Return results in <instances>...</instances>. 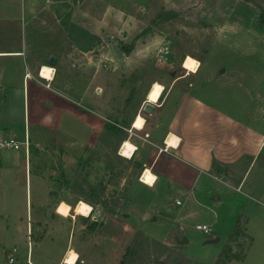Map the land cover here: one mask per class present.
Instances as JSON below:
<instances>
[{
    "label": "rangeland",
    "instance_id": "obj_1",
    "mask_svg": "<svg viewBox=\"0 0 264 264\" xmlns=\"http://www.w3.org/2000/svg\"><path fill=\"white\" fill-rule=\"evenodd\" d=\"M62 23L94 38L89 53L70 45ZM21 43L37 56L42 49L54 52L58 61L44 66L53 70L52 84L72 99L85 94L84 107H78L91 129L72 123L80 135L72 139L40 126L11 127L18 142L29 129L26 145L18 150L26 149L29 158L27 209L35 210V198L45 190L33 176L48 185L51 203L26 238L23 231L10 238L14 222H25L23 169L14 188L6 195L0 190V264L11 253L24 264L27 241L31 263L43 262L35 240L46 232L41 248L46 246L52 260L72 238L85 264H220L218 256L236 221L245 231L230 252L246 256L233 264H264V212L250 200L258 197L201 176L192 198L178 197L175 207L159 197L150 199L140 186L143 174L131 158L119 154L124 141H138L128 126L137 115L149 116L142 107L151 87L163 85L164 93L177 77L181 88L201 78L202 99L212 105L252 107L264 118V79L258 87L251 78L253 69L264 71V0H0V50ZM161 48L167 50L164 59L158 56ZM238 71L248 75L245 91L238 89ZM4 80L14 83L7 74ZM11 98L9 93L6 106L21 112L20 100ZM263 157L264 149L257 165ZM255 173L256 167L248 182ZM80 201L91 208L87 217L75 214ZM53 211L66 218L57 223L50 217ZM202 225L209 234L195 229ZM163 240L166 245L156 243Z\"/></svg>",
    "mask_w": 264,
    "mask_h": 264
},
{
    "label": "crops",
    "instance_id": "obj_2",
    "mask_svg": "<svg viewBox=\"0 0 264 264\" xmlns=\"http://www.w3.org/2000/svg\"><path fill=\"white\" fill-rule=\"evenodd\" d=\"M27 48L26 44L21 43L20 47L0 50V59H8L0 64V98L2 99H0V136L12 138L20 146H24L28 141L29 129L27 133L23 131L22 142H18L13 136L11 129L13 125H22L23 128L25 125L40 126L49 131L64 133L72 139L80 137L78 131H74L72 123L89 132L91 128L85 126L79 108L84 105L85 94L83 93L79 99H72L65 95L66 93L55 89L52 76L49 82L40 78L38 71L45 65L49 66L46 64L47 58L54 57L55 63L58 58L50 49H42L44 53L37 56L33 50ZM5 74L12 76L14 83L5 84ZM247 76L242 71H238V77L242 78L237 85L238 89L245 91ZM251 78L260 87L264 79V71L253 69ZM180 80L182 78L177 77L170 86L166 87L164 93L161 85L163 90L158 98V104L153 105L151 115L142 118L141 129L132 128L133 122L128 126L129 134L138 138V141L128 143L135 149L130 158L141 174L148 171L154 179L151 186L142 183L140 185L135 181L131 184L138 183L145 188L150 199L159 197L160 200L168 201L170 205L178 207L180 204L177 198L180 196L192 198L194 193L192 189L198 186L200 177L204 176L221 183L235 193L246 188L247 193L253 194L258 199H252L249 195L244 196L251 197L250 200L264 212V161L257 165V160L264 149V118L259 119L260 115L253 112L252 107L245 108L234 106L232 103H223L219 108L206 102L202 99L204 83L199 77H195L193 82L184 88L180 87L178 82ZM46 83L48 88L44 86ZM9 93L12 94L11 99L20 100L21 112H11L6 106ZM94 118L93 124L95 125L97 121V126L100 127L101 124ZM171 138L174 139L175 144L169 146L167 140ZM19 147L17 150L0 151V190L4 195L8 189L16 186V175L21 168L23 169L25 222L22 224L21 219L14 222L11 229L13 235L10 234V238L19 235L22 231L26 238L31 225L42 220L40 215L42 209L51 203L48 185L33 176L41 183L39 186L43 185L45 190L41 196L35 198V210L27 209V188L29 190L31 186L29 158L26 149L22 154L18 153ZM163 149L166 151H162ZM255 167L256 173L248 182ZM55 213L51 212L50 217H53L57 223L66 218ZM145 216L148 217L147 215L143 217ZM2 229L5 233L8 232L7 225ZM47 237L46 232L35 246L42 247ZM164 242L165 240L156 243L166 245ZM71 244L72 238L70 244L66 241L65 248L59 251L58 257L53 260L46 253V246L40 247L39 255L45 256L42 257L43 262L34 261L35 264H65L69 251L76 254L77 259L74 264H85V256L78 253ZM235 262L237 261H229L226 264Z\"/></svg>",
    "mask_w": 264,
    "mask_h": 264
},
{
    "label": "trees",
    "instance_id": "obj_3",
    "mask_svg": "<svg viewBox=\"0 0 264 264\" xmlns=\"http://www.w3.org/2000/svg\"><path fill=\"white\" fill-rule=\"evenodd\" d=\"M64 25L67 26L66 30H67V39L68 42L70 43V45H73L76 49L80 50L81 52L85 53L90 51L92 45H91V40H93L94 38H92L91 35H89L86 31H84L83 29L76 27L75 25L72 24H64L62 23V26ZM129 52V49H126L125 51H123V53L127 54ZM177 76H174V78H176ZM173 78V79H174ZM67 94V92H66ZM76 99L79 98V96L75 97ZM150 180V182H149ZM153 177L150 175V173L148 171H144L143 175L141 176L140 182H142L143 184L145 182H149L150 186L153 182ZM91 200H94L97 198V194L95 193V190L91 189ZM102 207L106 208L105 203H102ZM244 224V223H243ZM244 231L245 229L242 227V224L239 221H236L232 231L230 232V234L227 237V241L226 244L222 250V253H220V255L218 256L217 262L220 264H226L229 261H241L243 259V255L240 253L238 255L235 254H231L230 252V245L232 244H236L237 240L239 239V237H243L244 235ZM41 239V236L35 240V242H38ZM230 254V255H229Z\"/></svg>",
    "mask_w": 264,
    "mask_h": 264
},
{
    "label": "bare ground",
    "instance_id": "obj_4",
    "mask_svg": "<svg viewBox=\"0 0 264 264\" xmlns=\"http://www.w3.org/2000/svg\"><path fill=\"white\" fill-rule=\"evenodd\" d=\"M52 71L53 70L50 69L49 67H43L40 71V77L45 79V80L50 81L51 76H52ZM161 92H162V87L159 84H154L147 94L148 103H150V104L157 103ZM141 127H143L142 126V118L140 116H137L135 118L134 122L132 123V128L141 129ZM167 143L169 144V146H171V145L175 144V141H174V139L171 138V139L167 140ZM134 150L135 149L130 144H128L126 141H124L121 145L119 154H120V156H122L124 158H130ZM90 212H91V208L89 207V205H87L86 203H84L82 201H80L75 208V214L77 216L87 217ZM76 259H77L76 254L73 251H69L66 258H65V264H74Z\"/></svg>",
    "mask_w": 264,
    "mask_h": 264
},
{
    "label": "built area",
    "instance_id": "obj_5",
    "mask_svg": "<svg viewBox=\"0 0 264 264\" xmlns=\"http://www.w3.org/2000/svg\"><path fill=\"white\" fill-rule=\"evenodd\" d=\"M166 55H167L166 48H161L158 50V56L160 59H164V56H166ZM197 67H198V62H197ZM40 70H39V72H40ZM185 71L188 72V70H185ZM19 146H20V144H18L12 138L0 139V151H2V150H17ZM24 146H25V144H24ZM162 151L165 152L166 150L163 149ZM176 205H178V202H176ZM195 229L197 231L205 234V235L209 234V232H210V229L204 225L196 226ZM20 262L21 261L18 260V257L11 253L5 258L4 264H21ZM22 262L24 264H32L30 261V243H29V241H27V250H26L24 261H22Z\"/></svg>",
    "mask_w": 264,
    "mask_h": 264
},
{
    "label": "water",
    "instance_id": "obj_6",
    "mask_svg": "<svg viewBox=\"0 0 264 264\" xmlns=\"http://www.w3.org/2000/svg\"><path fill=\"white\" fill-rule=\"evenodd\" d=\"M46 64L53 67L55 64V59L52 56H49L46 60ZM153 105L148 103L147 101L144 103L143 107H142V112L145 114L150 115L152 113L153 110Z\"/></svg>",
    "mask_w": 264,
    "mask_h": 264
}]
</instances>
